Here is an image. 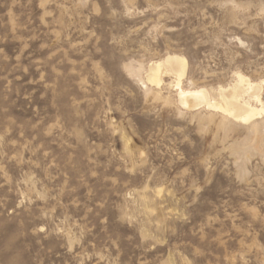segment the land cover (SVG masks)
Here are the masks:
<instances>
[{"label": "rangeland", "instance_id": "obj_1", "mask_svg": "<svg viewBox=\"0 0 264 264\" xmlns=\"http://www.w3.org/2000/svg\"><path fill=\"white\" fill-rule=\"evenodd\" d=\"M168 54L264 83V0H0V264H264V116Z\"/></svg>", "mask_w": 264, "mask_h": 264}, {"label": "bare ground", "instance_id": "obj_2", "mask_svg": "<svg viewBox=\"0 0 264 264\" xmlns=\"http://www.w3.org/2000/svg\"><path fill=\"white\" fill-rule=\"evenodd\" d=\"M188 66L189 63L185 57L168 54L165 58L155 61L149 66L146 71L148 73L145 72L147 84L161 87L165 84L164 76L170 75L175 79L173 87L178 91V101L187 110L206 107L243 123L263 118L262 90L264 83L254 82L249 77L238 73L234 83L226 87H219L217 91L214 90L212 95L205 88L184 89L182 85L187 76ZM254 129H257V126H254Z\"/></svg>", "mask_w": 264, "mask_h": 264}]
</instances>
